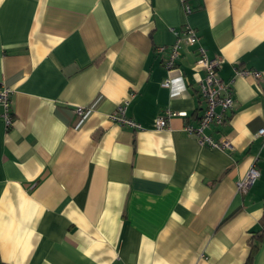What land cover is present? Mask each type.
<instances>
[{"label":"crops","instance_id":"obj_1","mask_svg":"<svg viewBox=\"0 0 264 264\" xmlns=\"http://www.w3.org/2000/svg\"><path fill=\"white\" fill-rule=\"evenodd\" d=\"M188 2L0 0L12 116L6 127L0 104L3 264H244L251 239V264H264V0ZM186 26L232 80L233 108L204 129L231 149L186 130L205 107L197 45L182 40L164 66ZM125 99L140 129L110 119ZM167 110L184 114L156 128ZM254 157L259 175L241 194Z\"/></svg>","mask_w":264,"mask_h":264},{"label":"built area","instance_id":"obj_2","mask_svg":"<svg viewBox=\"0 0 264 264\" xmlns=\"http://www.w3.org/2000/svg\"><path fill=\"white\" fill-rule=\"evenodd\" d=\"M181 1L184 5V9L187 12L191 11L192 7L188 0ZM182 40L188 44L197 45L196 64L199 65L203 71V77L198 79L197 91L205 103L204 112L199 119L198 125L196 127L188 125L186 126V130L189 133H194L201 144H207L220 149H231L232 144L228 139L214 140L210 135L204 132V129L211 124L222 123L226 118L225 111L232 109L234 106L232 80L225 81L219 74L223 59L220 56H209L205 47L199 43V37L196 30L190 26H186L183 32L170 45L168 56L164 60V66L168 71H171L176 67V60L179 55ZM156 49L158 51H162L164 49V45H159ZM236 73L240 75H251L255 79L256 83H258L262 77L261 71L254 69L240 68L236 70ZM173 80L174 77H172V75H168L163 79L161 84L168 87ZM10 94L11 88L3 83H0V104L3 106L2 116L6 127H9L12 121L10 113ZM126 104L127 99L119 103L116 109L110 113V119L115 122L131 126L134 129H140L141 125L139 123L126 116ZM87 109L88 107L78 106L75 107L74 110L79 117H82ZM176 114L182 115L184 112L167 110L164 115H158L155 117L154 126L158 129L168 127L167 117ZM257 135L263 137L264 140V126H261L257 130ZM256 159V157L253 158L245 173L236 182L237 191L241 194H245L248 191L259 175V171L256 168Z\"/></svg>","mask_w":264,"mask_h":264},{"label":"trees","instance_id":"obj_3","mask_svg":"<svg viewBox=\"0 0 264 264\" xmlns=\"http://www.w3.org/2000/svg\"><path fill=\"white\" fill-rule=\"evenodd\" d=\"M249 244H250V251H249V254H248L247 259H246L244 264H251L252 258L254 256V253L257 250L258 246H259L258 241L257 240H253V239H251L249 241ZM0 264H3L1 260H0Z\"/></svg>","mask_w":264,"mask_h":264}]
</instances>
